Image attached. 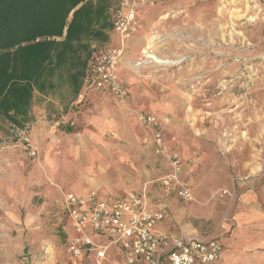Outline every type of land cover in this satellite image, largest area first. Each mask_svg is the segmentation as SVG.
<instances>
[{
	"label": "rangeland",
	"instance_id": "rangeland-1",
	"mask_svg": "<svg viewBox=\"0 0 264 264\" xmlns=\"http://www.w3.org/2000/svg\"><path fill=\"white\" fill-rule=\"evenodd\" d=\"M176 1L157 0L156 9L150 11L158 20L159 3L169 5L165 26L156 22L153 27L145 19L138 22L139 30L147 25L156 35L146 51L157 59L146 55L143 47L130 60L136 76L131 103L140 108L136 116L158 110L160 123L171 120L167 129L171 137L181 132L191 140L213 131L221 151L246 134L264 151V0H182V6L174 7ZM108 34V41L96 43L95 51L118 44L112 30ZM69 89L56 86L45 93L49 101L43 106L44 121L65 111L64 107L57 111L51 100L66 102L72 97ZM0 126V264H53L52 259L54 264H65V225L59 211L64 188L48 175L46 165L59 151L50 155L30 142L36 152L30 156L18 146L21 132L29 139L30 127L20 129L2 120ZM257 165L255 173L262 174L264 158L259 157ZM227 167L229 183L213 190L223 198L224 210L235 198L237 184L247 179L239 176L233 162ZM232 178L236 181L230 198L223 190ZM155 183L164 194L159 181ZM179 201L197 202L195 197ZM48 245L53 248L51 256L45 250ZM34 254H40L38 259Z\"/></svg>",
	"mask_w": 264,
	"mask_h": 264
},
{
	"label": "crops",
	"instance_id": "crops-1",
	"mask_svg": "<svg viewBox=\"0 0 264 264\" xmlns=\"http://www.w3.org/2000/svg\"><path fill=\"white\" fill-rule=\"evenodd\" d=\"M251 1L257 3L260 0ZM152 2L137 8L138 22L145 19V24L153 27H157L156 22L165 26L167 20L163 17L168 14L169 5L159 3L160 13L156 15L161 16L156 20L150 11L155 10L158 3L157 0ZM182 4V0H178L173 6ZM146 11L150 16L143 18L142 13ZM155 37L146 25L145 29H136L124 41L116 69L127 90L124 105L106 88L86 89L82 83L77 95L66 102L51 100L57 111L63 107L66 109L57 112L53 120L44 121L43 106L49 100L44 99L46 92L35 91L29 120L25 123L30 127V142L39 149L46 148L50 155L54 150L59 151L46 165L48 175L60 182L64 192L83 196L94 191L100 200L110 202L127 192H140L146 188L148 208L152 211L162 208L164 215L153 227L155 235L181 237L192 234L214 239L221 250L218 258L210 264H264V172L255 173L257 160L264 158V151L252 145L254 137L239 135L234 143L221 151L215 146V132H201V136H192L191 140L181 132L171 137L167 130L171 120L160 123L157 108V112H145L153 114L159 122L158 128L164 132L163 140L168 151L176 153L180 159V178L197 202L184 204L174 193L158 191L155 182L170 171V165L165 157L153 152L151 132L139 125L136 112L140 108L131 103L136 76L129 68L133 53L143 47L148 49ZM118 46L119 42L108 47ZM58 87L68 89L69 85L63 83ZM232 162L237 166L239 176H247V179L237 184L236 196L224 210L223 198L214 195L213 190L219 184L229 183L231 170L227 165ZM59 211L65 225L63 232L68 237L71 229L62 196ZM88 233L96 243L109 244L106 256L112 264H125L124 250L121 244L111 243L112 236L105 232ZM45 250L49 256L53 254L50 245ZM39 255L34 254L36 259ZM51 262L54 264L56 260ZM65 264H72L68 257ZM75 264H94L93 253H85Z\"/></svg>",
	"mask_w": 264,
	"mask_h": 264
},
{
	"label": "built area",
	"instance_id": "built-area-1",
	"mask_svg": "<svg viewBox=\"0 0 264 264\" xmlns=\"http://www.w3.org/2000/svg\"><path fill=\"white\" fill-rule=\"evenodd\" d=\"M152 4V0H118L113 7L112 32L118 39V47H107L94 51L89 62L84 88H106L121 104L125 103L127 90L119 80L116 69L123 44L139 28L136 11L140 5ZM137 120L149 129L154 143L153 152L167 159L170 171L159 181L164 194L174 193L180 200H194L190 189L180 178L181 164L178 155L168 151L158 121L153 114L137 113ZM18 146L30 156L36 152L29 139L21 132ZM235 178L223 190L233 197ZM148 192H127L122 197L105 202L94 191L79 196L63 192V206L66 211L71 234L66 237L65 253L75 264L85 253H93L94 264H112L106 256L109 244H98L91 238L93 234L107 233L113 237L111 243L121 244L125 254V264H210L215 261L221 247L214 239L199 235L169 237L155 235L153 227L163 218V210L148 208Z\"/></svg>",
	"mask_w": 264,
	"mask_h": 264
},
{
	"label": "trees",
	"instance_id": "trees-1",
	"mask_svg": "<svg viewBox=\"0 0 264 264\" xmlns=\"http://www.w3.org/2000/svg\"><path fill=\"white\" fill-rule=\"evenodd\" d=\"M118 0H0V120L22 129L35 91L75 97Z\"/></svg>",
	"mask_w": 264,
	"mask_h": 264
},
{
	"label": "bare ground",
	"instance_id": "bare-ground-1",
	"mask_svg": "<svg viewBox=\"0 0 264 264\" xmlns=\"http://www.w3.org/2000/svg\"><path fill=\"white\" fill-rule=\"evenodd\" d=\"M145 50H146V49H145ZM144 53H145L146 55H149V54H148L149 52H147V51H145ZM151 53H152V52H151ZM149 57L154 58L155 60L157 59V57L155 58V57H153V55H149ZM157 61H158V60H157ZM158 62H159V61H158Z\"/></svg>",
	"mask_w": 264,
	"mask_h": 264
}]
</instances>
